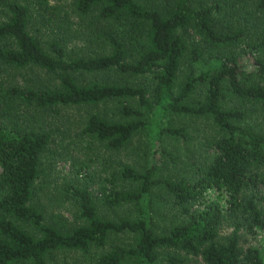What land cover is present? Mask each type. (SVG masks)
Here are the masks:
<instances>
[{"label":"trees","instance_id":"1","mask_svg":"<svg viewBox=\"0 0 264 264\" xmlns=\"http://www.w3.org/2000/svg\"><path fill=\"white\" fill-rule=\"evenodd\" d=\"M243 233L264 0H0V264H264Z\"/></svg>","mask_w":264,"mask_h":264},{"label":"rangeland","instance_id":"2","mask_svg":"<svg viewBox=\"0 0 264 264\" xmlns=\"http://www.w3.org/2000/svg\"><path fill=\"white\" fill-rule=\"evenodd\" d=\"M73 154H74V152H73ZM68 161L69 160H61V159L57 160V167L60 170V174L61 173H65L67 171L68 166H69ZM40 195H43V194L41 193ZM209 195H210V197L215 198L217 194L214 191V192H210ZM52 196H53V194H51V192H50V194H48L46 196V198L43 196L42 199L45 201V200H47L48 197L50 198ZM51 199L52 200H51L50 207L54 211H57L59 213V215L64 219V221H66V222L71 221L72 213H71V209H70V206H69L70 203H68L67 200H63L62 203L61 202L59 203L57 201H54L53 198H51ZM222 229L224 231H229L231 228L226 226V225H224V226H222ZM247 241L254 242L256 244H260L263 247V249H264V233H258L254 237H251L250 235H248V234L246 235L245 233H243L241 238H240V243H246ZM68 255H73L74 256L75 254L68 253ZM66 259H67V264H68L71 261L72 258L67 256ZM190 264H197V262L196 263L190 262Z\"/></svg>","mask_w":264,"mask_h":264}]
</instances>
